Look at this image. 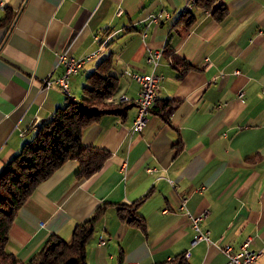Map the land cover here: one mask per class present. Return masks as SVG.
Masks as SVG:
<instances>
[{"label":"crops","instance_id":"1","mask_svg":"<svg viewBox=\"0 0 264 264\" xmlns=\"http://www.w3.org/2000/svg\"><path fill=\"white\" fill-rule=\"evenodd\" d=\"M189 1L4 0L0 18L6 7L16 17L0 25V170L66 102L58 84L44 86L63 72L59 52L83 58L99 49L70 77L77 98L87 75L111 55L119 82L114 107L122 109L83 131L86 144L111 153L101 169L79 178L78 161L68 159L20 206L6 248L21 260L53 234L69 240L75 224L107 202L86 244L88 264H153L187 251L189 264H222L221 246L238 247L249 236L264 264V0H216L213 7L228 8L221 20L192 6L196 19L187 26L177 21ZM160 10L169 16L151 21ZM168 43L194 68L179 75L163 52L158 102L132 132L140 85L126 70L150 71L148 51ZM166 100L176 105L170 122L157 112ZM149 190L138 208L145 229L118 215V203ZM183 197L190 212L208 210L201 226L213 242H193L194 228L178 207Z\"/></svg>","mask_w":264,"mask_h":264},{"label":"trees","instance_id":"2","mask_svg":"<svg viewBox=\"0 0 264 264\" xmlns=\"http://www.w3.org/2000/svg\"><path fill=\"white\" fill-rule=\"evenodd\" d=\"M192 6L199 9H211L216 19L221 20L228 14L226 4L213 7L216 0H192ZM190 6V7H192ZM186 7L177 21H184L190 26L196 19L192 8ZM6 14L0 18V25H12L16 12L6 7ZM163 52L172 59V65L179 75L194 65L184 56L178 54L168 43ZM113 59L111 55L103 57L87 77V84L82 88V95L77 98L66 96V102L58 106L34 133L24 142L22 148L0 170V264H88L86 244L92 236L96 224L103 217L107 202H103L95 212L82 222L75 224L69 240L57 234L51 235L43 246L27 261L21 260L6 248L9 229L18 209L32 194L37 185L50 176L68 159L79 163L76 175L89 177L104 165L110 156L106 148L86 144L82 138L84 129L99 120L105 113L122 111L114 107L118 78L111 73ZM158 98L153 104H157ZM176 108L169 100L161 103L157 112L166 122ZM151 193L146 192L133 202L118 203L117 212L130 224L146 228V221L138 212L140 204ZM120 264H124L120 261ZM153 264H189L185 252H180L167 261Z\"/></svg>","mask_w":264,"mask_h":264},{"label":"built area","instance_id":"3","mask_svg":"<svg viewBox=\"0 0 264 264\" xmlns=\"http://www.w3.org/2000/svg\"><path fill=\"white\" fill-rule=\"evenodd\" d=\"M192 0L187 2L186 7L192 6ZM4 6V0H0V7ZM169 16V12L166 10H160L159 12L152 13L150 15L151 21H159L162 17ZM145 34V33H144ZM99 50V49H98ZM98 50L93 51L83 58H76L68 52L63 51L58 53V63L63 66V72L55 77H48L44 80V86L49 87L53 84H58L62 91L67 95L73 96L70 89V77L72 74L79 71L85 62L92 59ZM163 54V48H152L148 51L147 62L151 66V70L148 72H138L133 70H126L132 78H134L140 85L138 96L136 97L137 102V114L133 121L131 131H141L147 121L148 114L151 112V108L158 98V91L160 86V75L156 68L160 62V58ZM242 92L239 93L241 95ZM120 100H128L126 95H122ZM154 168H149L152 170ZM173 183V180L170 179ZM186 197L182 198V201L178 205L180 210H184L188 216L193 228H194V239L193 242L204 240L208 243L213 242L210 236V230L202 228L201 223L208 213V210H203L200 213L194 214L186 208ZM253 239L251 236L247 237L238 247H235L231 243H226L221 246L223 253L225 254V261L222 264H260L261 251L254 249L251 246ZM100 242H104L103 238H100ZM189 255V251L185 252V256Z\"/></svg>","mask_w":264,"mask_h":264},{"label":"rangeland","instance_id":"4","mask_svg":"<svg viewBox=\"0 0 264 264\" xmlns=\"http://www.w3.org/2000/svg\"><path fill=\"white\" fill-rule=\"evenodd\" d=\"M4 5H5V3H4ZM4 7V6H3ZM74 95V94H73ZM113 104H114V101L112 102Z\"/></svg>","mask_w":264,"mask_h":264}]
</instances>
